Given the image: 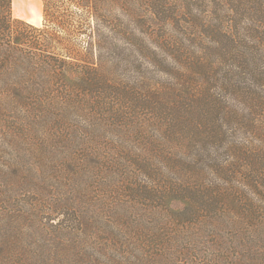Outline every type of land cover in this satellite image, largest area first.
<instances>
[{
  "label": "trees",
  "instance_id": "16d2710c",
  "mask_svg": "<svg viewBox=\"0 0 264 264\" xmlns=\"http://www.w3.org/2000/svg\"><path fill=\"white\" fill-rule=\"evenodd\" d=\"M42 2L38 26L0 0V105L30 108L27 140L43 119L59 128L30 153L45 164L57 141L62 156L35 187L19 133L2 134L0 264L151 263L186 239L187 264H204L212 237L206 248L229 253L226 233L237 264H264V0ZM233 5H252L248 24L222 20ZM139 209L168 217L141 225ZM32 229L54 247L21 245Z\"/></svg>",
  "mask_w": 264,
  "mask_h": 264
},
{
  "label": "rangeland",
  "instance_id": "374dc122",
  "mask_svg": "<svg viewBox=\"0 0 264 264\" xmlns=\"http://www.w3.org/2000/svg\"><path fill=\"white\" fill-rule=\"evenodd\" d=\"M23 0H16V9L13 10V16L16 18H19V16L21 15L20 13L23 12L25 13L24 15H26L27 13L23 11V7L24 4L22 5ZM27 8L29 7V9H32V11L34 12L33 15H29V18L34 22L32 24L34 25H42L44 18H43V2L42 0H27ZM234 7L233 11L229 10L230 15L227 17H223L222 20H230V24L232 25H238L240 26H245L246 24H248L250 22L249 18L253 17V7L251 6H246V8H237L236 6H232ZM220 14H223L220 12ZM22 19V18H21ZM28 22V21H27ZM239 35L243 36L245 34H247V30L245 31V28H239ZM206 39H209L207 35H205ZM10 107V108H9ZM23 107V108H22ZM20 107V105L18 106H14V105H0V139L3 140L6 135H2L4 133H8L7 134V138H10L11 133H14L15 135L19 133V137H21V140H17L13 143V152L15 153H21V154H26L28 155V160H27V164H29V167L33 168V172L32 174V184L35 186V183H40L41 185L44 179V172L45 170L48 169H53L55 168L52 163L53 162H57L58 157L62 156L61 151V146L60 143H57V141H54V145L52 146V152L55 154V157L50 160L47 161L45 164H42L41 160V156L39 155H34L32 153H30V150H33L35 148H37L39 150V152L42 153V149L44 148H38V144H40V142H42L43 144L46 145V140L43 137H58V132H59V128H55V133L54 130L50 131L49 129H47L46 123H45V119H43L41 125H39V127H37V132H33L34 134H32L33 136H37L36 138H32L31 140H27V137L22 134V124L23 123V119L27 118V112L29 111L30 108H27L25 106ZM8 109V110H7ZM59 114L58 113H53V117L58 119L59 118ZM12 122H19L18 129L16 127H12ZM15 124V123H14ZM5 130V131H4ZM58 131V132H57ZM41 136V137H40ZM44 140V141H42ZM4 141V140H3ZM19 143L18 147H15L16 144ZM4 153H2L3 155ZM51 162V163H50ZM56 164V163H55ZM50 174L53 175V172L50 171ZM48 174V176L50 175ZM56 176V175H55ZM11 182V181H9ZM52 182H54L52 179L50 181H48L47 183L51 184ZM46 183V184H47ZM31 183L25 185V189L19 191L21 194L24 193H28L30 190H34V186ZM44 184V186L46 185ZM10 185V183H9ZM37 187V186H35ZM55 188L58 189V187L56 186ZM26 195V194H25ZM58 195L57 191H53V190H49V192H45L44 196H42L43 198H45V200H41L40 204L41 206H43V208L45 210H51L52 206L49 205V202H52L55 198V196ZM34 195L31 194V198ZM66 197V196H64ZM144 202V201H143ZM26 203V202H25ZM135 205L137 207H141L142 208H147L146 204L141 202H135ZM180 204L179 203H174L173 207H179ZM148 209V208H147ZM158 213V212H157ZM160 214H155V215H148V210L147 213L144 211H140L139 209V215H141V218L138 219L139 223L145 224V226H154L158 223H161L162 221L166 220L168 217V214L166 213V210H161V212H159ZM69 217V216H68ZM131 223V222H129ZM133 226V224H129L128 226H124L125 227H131ZM185 233H187V230L184 231ZM30 233L32 234L29 237V241H23L21 243V245L24 246H28V247H32L35 248V250H37L38 248L41 247H46L47 245H51L52 247H54V245L52 244L55 240V236L52 235V233L50 231L48 232H44V233H36L34 231V229L30 230ZM153 234V233H152ZM186 236V235H184ZM107 235H103L101 236L99 239L100 241L103 242V246H105V243H107L108 240L104 239L106 238ZM157 236L155 234H153L152 239H156ZM186 238V237H185ZM224 238H225V242H227L228 244H230V246H232L231 249H229V253L227 254V252L225 250H221L220 252H218L216 249H214V247L210 246L206 248V245L211 242L214 237L210 238L209 242L203 246L204 249V254L207 256V258L204 261L209 260V262H203L204 264H212L211 262L214 261L215 259H213L211 256L212 255H216L220 261L218 262L217 260L215 261V264H237L238 262H243V255L241 250L238 248V246L233 242H234V236L231 233H226L224 234ZM34 239V241H32ZM150 239V238H149ZM195 240H180L178 242H174V244L171 246V249L168 251V255H169V259L168 260H163L164 258L161 257V251L157 250L155 252H157V256L156 254L153 256V258H151V263L148 262H144V263H139V264H187V255L184 254V252L186 251L187 246L189 245H194L191 244L192 242H194ZM89 243V245H88ZM20 244V242H19ZM77 244L80 246H85L90 247V239L86 240V235L85 234H81L80 238L77 240ZM203 244H205L203 242ZM263 248V247H261ZM93 251V249L89 248V251ZM201 250L199 249V252ZM170 253V254H169ZM116 252L114 253V257H115ZM165 254V251H164ZM163 254V255H164ZM167 255V256H168ZM166 258V257H165ZM130 260L132 263H130ZM130 260H125L124 264H137L138 260L135 257H131ZM195 260V259H194ZM195 260V263L193 264H201V263H197ZM186 262V263H185ZM250 263H252L251 261H249ZM246 264H248V262H245Z\"/></svg>",
  "mask_w": 264,
  "mask_h": 264
},
{
  "label": "crops",
  "instance_id": "0c3cea01",
  "mask_svg": "<svg viewBox=\"0 0 264 264\" xmlns=\"http://www.w3.org/2000/svg\"><path fill=\"white\" fill-rule=\"evenodd\" d=\"M23 4L26 5V9H28V12L25 10V6H24V7H23V11L26 12L27 14L24 15L25 13L21 12V13H20L21 15L19 16V18H22V19H24V20H26V21H28V22H30V23H34V22L29 18V15H33L34 12L32 11V9H29V7L27 8V5H28L27 0H23L22 5H23ZM14 9H16V2H15V0H13V10H14Z\"/></svg>",
  "mask_w": 264,
  "mask_h": 264
},
{
  "label": "bare ground",
  "instance_id": "6f19581e",
  "mask_svg": "<svg viewBox=\"0 0 264 264\" xmlns=\"http://www.w3.org/2000/svg\"><path fill=\"white\" fill-rule=\"evenodd\" d=\"M15 2H16V0H15ZM24 6H25V10L28 12V9H26V5L24 4Z\"/></svg>",
  "mask_w": 264,
  "mask_h": 264
}]
</instances>
